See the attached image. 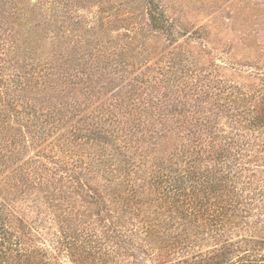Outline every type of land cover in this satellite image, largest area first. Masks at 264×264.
Here are the masks:
<instances>
[{"label":"trees","instance_id":"trees-1","mask_svg":"<svg viewBox=\"0 0 264 264\" xmlns=\"http://www.w3.org/2000/svg\"><path fill=\"white\" fill-rule=\"evenodd\" d=\"M30 28L0 42V264H264V67Z\"/></svg>","mask_w":264,"mask_h":264},{"label":"rangeland","instance_id":"rangeland-1","mask_svg":"<svg viewBox=\"0 0 264 264\" xmlns=\"http://www.w3.org/2000/svg\"><path fill=\"white\" fill-rule=\"evenodd\" d=\"M146 1L0 0V42L13 31L25 37L30 26L43 48L51 42L100 41L130 47V56L149 62L188 52L203 66L216 63L220 74L231 80L237 78L234 66L242 78L248 65L264 67V0H153L173 27L172 37L149 27ZM16 2L22 17L14 9ZM193 30L200 34L186 41L185 35ZM23 37L19 44L25 43ZM115 260L109 264L124 263L121 258ZM62 262L75 264L67 258Z\"/></svg>","mask_w":264,"mask_h":264}]
</instances>
